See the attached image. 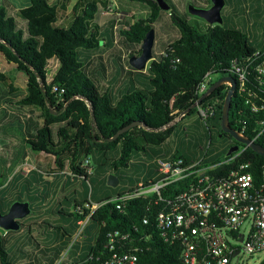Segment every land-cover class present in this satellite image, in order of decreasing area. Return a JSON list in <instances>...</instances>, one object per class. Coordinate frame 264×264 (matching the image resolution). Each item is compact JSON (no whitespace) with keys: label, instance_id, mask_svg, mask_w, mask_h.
Returning a JSON list of instances; mask_svg holds the SVG:
<instances>
[{"label":"trees","instance_id":"16d2710c","mask_svg":"<svg viewBox=\"0 0 264 264\" xmlns=\"http://www.w3.org/2000/svg\"><path fill=\"white\" fill-rule=\"evenodd\" d=\"M72 1L27 0V5L17 12L18 17L26 22L27 33L7 8L0 6V55L27 80V92L16 100V104L37 109L44 120L41 127H35L36 133H29L26 144L35 153L53 156L58 169L65 170L69 166L74 179L92 182L90 170H106V167L122 179L117 172L128 169L136 153L150 146H162L172 135L171 125L177 118L185 114L182 119H186L197 113V106L192 107L204 95H199L198 90L207 74L219 75V80L232 77L230 67L234 60L246 61L264 47L262 41L253 39L245 28L230 25L226 19L223 25L193 19L189 12L190 15L181 13L173 0H166L171 6L167 13L179 35L167 45L164 54L155 56L145 71H137L131 66L126 70L129 61L119 55L112 75L101 59L99 68L102 73L95 75L89 71L91 58L115 43L114 24L106 39L98 21V14L109 9L110 0H77L71 8ZM128 1L150 10L148 18L127 25L128 30L121 29L128 42L142 45L146 33L154 28L163 11L155 0ZM190 4L206 9L196 2ZM209 5L207 8L212 6L211 1ZM52 60H57L59 66L49 82L48 67ZM102 81L107 85L104 86ZM0 82L12 93L16 92L12 77L0 73ZM214 84L213 81L210 87ZM229 89L224 84L202 102L217 99L221 103L214 118L206 121L199 118L205 129L221 131L222 108ZM237 99L236 94L230 124L240 131L235 124L241 113ZM243 112L242 120L250 126L254 119L250 112ZM135 122L140 125L109 141L120 129ZM55 125H59L56 133ZM19 126L15 123L4 128L6 132H12L19 131ZM244 134L264 147V134L258 138L251 130ZM207 145L205 153L196 161L203 160V166H216L209 172L211 175L225 176L240 164H246L247 171L258 179L264 156L243 147L230 157L226 154L214 158L209 156L210 143ZM157 156L180 157L188 161L180 152ZM189 183L190 180L185 179L165 187L161 190L162 200L174 198L185 191ZM144 185L150 186V183ZM139 190L140 187L124 190L116 197L102 200L95 211L92 206L77 203L73 212H60V215L77 222L91 215L90 220L98 226L96 242L84 264L103 263L106 236L114 230L137 236L152 234L153 238L148 242L151 250L144 252L137 264H179L177 251L159 240L155 228V218L163 202L157 195L135 196ZM127 196L132 197L123 199ZM145 220H148L147 224H144ZM64 233H68L66 229ZM0 264H14L2 235Z\"/></svg>","mask_w":264,"mask_h":264},{"label":"built area","instance_id":"2783aa9c","mask_svg":"<svg viewBox=\"0 0 264 264\" xmlns=\"http://www.w3.org/2000/svg\"><path fill=\"white\" fill-rule=\"evenodd\" d=\"M230 72L237 83L234 96L237 94L241 109L235 119L238 132L245 136L251 130L258 138L264 134V47L246 61L234 60ZM212 83L213 75L207 74L199 95L206 93ZM226 85L231 87L229 82ZM220 105L217 99L204 104L197 102V114L203 121L210 120ZM244 110L254 119L250 126L242 120ZM155 164L160 180L150 186L141 185L135 196L157 195L163 202L155 218V228L159 240L177 251L179 264H232L234 260L240 262L245 257L264 253V165L256 180L246 164L220 177L211 175L209 172L216 166H203V160L189 162L180 157L157 156ZM185 179L190 180L185 191L162 200V189ZM90 219L91 215L80 226ZM147 223L145 220L144 224ZM151 238V233L137 236L122 230L109 232L102 264H137L140 256L151 250L148 244Z\"/></svg>","mask_w":264,"mask_h":264},{"label":"crops","instance_id":"0c3cea01","mask_svg":"<svg viewBox=\"0 0 264 264\" xmlns=\"http://www.w3.org/2000/svg\"><path fill=\"white\" fill-rule=\"evenodd\" d=\"M5 1L17 7L18 10L27 5V0H15L16 5H14V0ZM22 1H25L24 5ZM251 1L253 0H226V6L232 8L231 11H235V13L250 11L252 9ZM193 2L206 7V9L210 6V0H186L188 5ZM259 7L257 6L256 10H260L261 7ZM227 20L229 21L228 18ZM262 44L264 45V40H262ZM4 92L8 94L6 89H3L1 93ZM16 100L14 102L0 101V209L5 214L13 203L28 202L31 214L21 221L19 231L0 229V235L5 239L10 258L14 264H84L96 242L98 226L91 220L80 226L81 220L77 222L74 218L60 215V212H73L77 203L83 206H92V211H95L102 200L112 196L116 197L124 190L137 188L146 183L158 182L161 176L155 164L156 156L159 154L172 156L178 151L171 147V137L160 147H147L144 151L134 155L128 169L117 172L122 179L112 173L110 167H106V170L100 169V171H95L92 168L89 172L91 177H97L99 180L97 187L94 186L93 181L90 182L92 186L90 193L89 189L85 188L83 179H74L69 166L65 170L58 169L53 156L45 153L36 156L30 146L26 144L25 140L30 137L29 133H36L35 127H41L42 124H37L31 119L21 121L19 118L14 119L7 116L8 104L19 106L16 104ZM8 118L9 120L3 123ZM194 121L199 126V120ZM15 123L20 125L19 131L6 132L5 125ZM28 130L30 132H27ZM44 156L54 158L51 176H49L50 178L46 177V179L43 173ZM185 157L189 162L197 160L196 156ZM32 161L36 163L37 167L33 166ZM111 174L120 179V184L115 188L107 186L105 183L106 178ZM61 175L73 179L72 188L74 189L71 188L68 191L67 188L59 186L57 188L58 199L54 201L50 196L53 190L52 185H55L56 179H60ZM25 192L28 195L25 196ZM35 203L36 206H34ZM76 226L78 228H75ZM47 227L51 230H47ZM65 229L67 234L64 233ZM54 230H58L59 233L54 235Z\"/></svg>","mask_w":264,"mask_h":264},{"label":"rangeland","instance_id":"374dc122","mask_svg":"<svg viewBox=\"0 0 264 264\" xmlns=\"http://www.w3.org/2000/svg\"><path fill=\"white\" fill-rule=\"evenodd\" d=\"M56 0H51L54 2ZM77 0H73L71 3V8L74 6ZM174 4L177 6L178 10L181 13H188V4L186 0H173ZM211 1V0H210ZM14 5L15 0L13 1ZM22 4H25V1H22ZM4 6L7 8L9 14L14 16L18 22V25L25 32L27 31L26 22L18 17V9L14 7L11 3L6 2L5 0H0V6ZM252 9L250 11H241L236 12L229 6H226L222 12L224 14V18L226 22L230 25L244 27L252 36L253 39L262 41L264 40V0H253L251 1ZM257 6H260V10H256ZM259 7V8H260ZM150 15V10L147 6L140 5L137 3L129 2L128 0H110L109 9L102 11L98 14V21L102 26L103 35L109 38V30L111 25L114 24L113 35L115 37V43L111 47H106L102 53H97L93 55L90 60L89 71L92 73L101 74L102 70L99 68L100 60L102 59L104 65L106 66L107 72L112 75L115 73L117 57L119 55L122 56V59H126L128 55L138 56L140 50H142V45L133 44L128 42L125 37L121 34V29H129L127 25L135 24L138 19L148 18ZM193 19H199L196 16L190 15ZM229 19V21L227 20ZM154 29L156 31V39L154 45V56L161 55L164 53L167 45L176 39L179 35V32L176 26L173 24L171 16L166 11H163L160 20L154 25ZM27 33V32H26ZM108 44V41L105 42ZM59 63L57 60H52L49 63L48 67V81L51 82L53 75L58 69ZM0 73H3L7 77H12L14 79V88L16 92H11L7 86L0 82V101H12L14 102L16 99L26 94L27 92V80L24 74L17 73L12 67L6 62L3 56L0 55ZM219 75L213 76V81L216 83L219 80ZM97 79H101L97 77ZM104 86L107 85L106 81H102ZM6 89L8 94L5 92L2 94V90ZM7 116H11V118H19L21 121L26 120L36 121L37 124H42L44 120L41 118V113L37 109L33 107H23V106H10L8 104V108L6 110ZM9 120H4L3 123H6ZM194 120H199V116L197 113L192 116H188L185 120L181 118H177L175 123H172L173 132L170 136L172 139L171 147L177 149L178 152L184 154L187 157L196 156L199 158L201 155L205 153V147L210 143L209 146V156H213L214 158H221L227 154L228 150V142L226 139H221L219 137V133L217 130H213L215 133L213 134V138L207 136V129H205L199 120V126ZM1 125V124H0ZM59 125L53 126V129L56 133ZM178 131L177 134L176 131ZM27 132H30L28 130ZM208 146V145H207ZM36 156H39L40 153H34ZM44 154V153H43ZM36 159V157H34ZM33 166L37 167L34 161ZM43 173L45 174V179L50 178L51 176V166L54 165V158L51 156H44L43 158ZM86 164V163H85ZM87 165V164H86ZM73 176V175H70ZM108 178H106L105 183L108 185ZM91 181L95 183V187H97V177H91ZM85 188L89 189V192L92 191V186L90 181L83 180ZM73 179L67 178L65 176H60V179H56L55 185H52L51 198L54 201L58 199L59 192L57 193V188L60 186L61 188H67V190H71ZM60 188V189H61ZM77 188V187H76ZM74 188H72L73 190ZM82 190V189H81ZM17 195V194H16ZM25 196L28 195L26 192ZM71 197V195H69ZM9 202V201H8ZM36 206V203L34 204ZM60 222V220H59ZM47 230H51L47 227ZM55 233H59L58 230H54ZM54 237V236H53ZM264 253L254 256L252 258H243L240 262L234 260L232 264H260L263 261Z\"/></svg>","mask_w":264,"mask_h":264},{"label":"water","instance_id":"95a60500","mask_svg":"<svg viewBox=\"0 0 264 264\" xmlns=\"http://www.w3.org/2000/svg\"><path fill=\"white\" fill-rule=\"evenodd\" d=\"M162 11H170L171 6L166 0H155ZM212 6L208 9H202L195 7L194 5L188 6V12L192 16H196L205 20L210 25H223L225 20L223 17V9L226 6V0H211ZM156 39V31L154 28L150 29L143 40L142 52L140 56H133L129 59V65L137 71H145L148 64L155 59L154 45ZM229 82L231 84L225 98L222 108V122L221 129L224 133L229 134L240 144L246 148L252 149L257 154L264 156V147L255 141L249 139L246 136H242L237 130H235L230 124V112L232 109V102L234 99V93L237 87V83L233 77L223 78L212 85L206 93L199 99L198 103H202L212 93H214L220 86ZM197 103L192 107L195 108ZM92 118L95 120V114L91 111ZM140 125L139 122L132 123L122 129H120L109 141L116 140L119 136L129 131L130 129ZM239 147H231L227 156L230 157L233 153L239 152ZM120 184V179L111 174L108 178V185L110 187H117ZM31 214L30 204L28 202H15L11 205L7 213H2L0 209V229L4 231H19L21 229V221Z\"/></svg>","mask_w":264,"mask_h":264},{"label":"flooded vegetation","instance_id":"af4514ba","mask_svg":"<svg viewBox=\"0 0 264 264\" xmlns=\"http://www.w3.org/2000/svg\"><path fill=\"white\" fill-rule=\"evenodd\" d=\"M207 136L210 138H213V134L215 133L212 129L211 130H207ZM219 137L221 139H226V141L228 142V146L227 149H230L231 147H239V150H241L243 147H245L244 145L240 144L239 142H237L235 139H233L229 134H226L222 131H219ZM234 154V153H233ZM232 154V155H233Z\"/></svg>","mask_w":264,"mask_h":264}]
</instances>
